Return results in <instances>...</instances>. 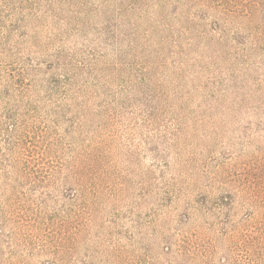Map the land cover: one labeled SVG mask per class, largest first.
<instances>
[{
	"label": "trees",
	"instance_id": "16d2710c",
	"mask_svg": "<svg viewBox=\"0 0 264 264\" xmlns=\"http://www.w3.org/2000/svg\"><path fill=\"white\" fill-rule=\"evenodd\" d=\"M0 264H264V0H0Z\"/></svg>",
	"mask_w": 264,
	"mask_h": 264
}]
</instances>
